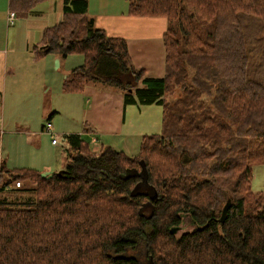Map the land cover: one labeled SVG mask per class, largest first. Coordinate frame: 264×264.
I'll use <instances>...</instances> for the list:
<instances>
[{"label":"trees","instance_id":"trees-1","mask_svg":"<svg viewBox=\"0 0 264 264\" xmlns=\"http://www.w3.org/2000/svg\"><path fill=\"white\" fill-rule=\"evenodd\" d=\"M44 1L8 9L26 17ZM127 2L128 16L166 21L163 77L134 67L126 40L95 26L87 0H64L31 56H82L62 92L92 83L124 106L158 105L161 132L142 136L133 157L67 134L62 171H6L16 188L32 183L34 198L0 203V264H143L128 255L139 237L147 264H264V191L251 190L253 166L264 164V86L247 76L238 19L264 29V0ZM184 215L196 228L177 237Z\"/></svg>","mask_w":264,"mask_h":264},{"label":"crops","instance_id":"crops-1","mask_svg":"<svg viewBox=\"0 0 264 264\" xmlns=\"http://www.w3.org/2000/svg\"><path fill=\"white\" fill-rule=\"evenodd\" d=\"M2 1L6 2L5 8H7L8 1ZM63 1L57 0V4H53V6H57L54 11L53 23L45 25V27L52 26L60 20ZM87 2V13L94 19L97 28L102 29L108 36L126 40L129 57L135 68L144 70L147 77H163L165 55L162 38L167 27L165 19L128 16L127 6L123 7V0H87ZM8 14L9 12L6 15L0 13L1 23L8 22ZM42 14V10H34L28 16ZM42 31L33 32L30 36L28 34L23 48L12 47L9 49L8 41L6 47L2 46L4 49L0 47V96L2 93L1 113H3L4 125H6V121H9V118L5 117V101L8 92L10 100L15 101L18 107L30 104V110H32V103L37 106L38 121L36 124H41L40 134H44L45 125L41 123L44 119L54 129L52 122H56L60 115L58 99L62 94L59 93V86L62 85L63 79L69 71L83 62L80 58L73 57L74 55L61 58L53 54H47L37 61L32 60L30 50L39 42ZM19 54H23L21 58L17 57ZM9 57L13 59L11 65H15L16 68L9 66ZM23 58L27 61V67L20 70ZM66 95L67 99L78 96L79 100H75L74 104H84L83 121L79 128L82 133L79 134L82 137L83 135L90 137V141L95 140L94 144H97L96 134L98 132L102 134V138L104 136L109 138L134 136L137 137L139 143L142 136L160 132L162 109L158 105L124 106L121 93L92 83L87 84L82 93H66ZM36 124L29 121L20 123V133L36 136L34 128ZM56 125L58 129V122ZM64 130L62 127L58 134L64 137L68 133ZM10 131L6 134H17ZM70 134H76V132ZM53 136L50 135L51 145L56 146L57 143L52 144ZM94 147L97 150L95 148L93 150L98 151L101 146L95 145ZM65 156H67V151ZM66 164L67 160L65 159L60 171ZM45 168L49 170L47 172H50L49 168Z\"/></svg>","mask_w":264,"mask_h":264},{"label":"rangeland","instance_id":"rangeland-1","mask_svg":"<svg viewBox=\"0 0 264 264\" xmlns=\"http://www.w3.org/2000/svg\"><path fill=\"white\" fill-rule=\"evenodd\" d=\"M123 2L125 3H123V7L128 5L127 0H123ZM55 3L57 4V0H46L37 4L34 10H42L43 14L40 16H14L11 23L0 22V47H6L8 41L9 49L12 47L15 49L23 48L28 34L30 36L33 32L42 31L45 25L53 23L54 11L55 8H57V6H53ZM5 4L6 2L3 3V1L0 0V13H5L6 15V13L10 11L8 6L5 8L7 5ZM238 19L241 22L245 34V44L248 56L247 76L250 80L257 81L264 86V29L261 26L262 24L260 20L256 17L239 14ZM22 55L23 54H19L17 57L21 58ZM73 57L83 60L80 55H74ZM12 61L13 59L9 57V66L16 68L15 65H11ZM26 67L27 61L23 58L21 60L20 70L25 69ZM60 92L62 94L58 99V111L60 112V115L57 119L58 121L56 120V122H52L54 128L52 131L55 130L53 139L57 143L56 146L51 145V137L45 129L43 131L44 134L39 133L41 124H36L38 121L37 106L32 103V110H30V104H23L18 107L15 101L10 100L8 92L5 101L6 108H4L5 117L9 118V121H6L5 119L6 125H4L3 113H1V107L3 105V96L1 93L0 164L4 173L2 175V180L0 179V188L1 184H6L11 190H0V203H12L16 198L19 200L34 198V193L31 190L33 188L32 183L23 179L21 180L22 187L16 188L14 181H8L10 173H7L6 171L11 172L13 170L29 168L35 169L43 175H49L55 172H60L62 163L65 159L67 160L65 154L68 150V144L63 136L58 134V131L63 127V129H65L64 131L68 132L67 134H70L71 132L79 134L81 132L79 128L83 121L82 112L84 104H74L75 100H79L78 96L73 99H67L66 93L61 90V86H59V93ZM176 94L172 95L170 98H174ZM25 121L34 122V125L36 124V126H34L37 133L36 136L20 133V123ZM57 122L58 129L56 125ZM41 123L45 126L50 125L45 119ZM9 130H11L10 132L17 134H6ZM159 131L161 132V127ZM101 135L102 134L99 132L96 134V140L98 139L97 144L91 143V138L86 135H83V138L90 143L91 149H94V146L97 145V147H110L114 151L123 152L128 157H133L138 154L139 140L137 137L120 136L117 138H109L104 136V138H102ZM95 150L97 149L95 148ZM45 167L49 168L50 172H47L49 170ZM251 190L253 193L264 191V164L253 166ZM179 226L181 230L175 234L177 237L196 228V225L192 223V220L188 215L181 217V224ZM135 242V246L128 251V255L137 258L143 264H147V258L145 257L144 251V241L139 237Z\"/></svg>","mask_w":264,"mask_h":264},{"label":"built area","instance_id":"built-area-1","mask_svg":"<svg viewBox=\"0 0 264 264\" xmlns=\"http://www.w3.org/2000/svg\"><path fill=\"white\" fill-rule=\"evenodd\" d=\"M13 19H14V13L9 12V14H8V22L11 23ZM0 125H1V119H0ZM44 129H45V131L47 133H49V135L53 136L52 127L50 125H46ZM94 142H95V140H92L91 141V143H94ZM55 143H56V141L53 139L52 140V144H55ZM15 186L18 187L19 186V183L17 182L15 184Z\"/></svg>","mask_w":264,"mask_h":264},{"label":"water","instance_id":"water-1","mask_svg":"<svg viewBox=\"0 0 264 264\" xmlns=\"http://www.w3.org/2000/svg\"><path fill=\"white\" fill-rule=\"evenodd\" d=\"M220 222H223V219H221ZM192 223L195 224L193 221H192ZM180 230H181L180 226H178V227H174V228H172V229L170 230V233L173 234V235H175V234H176L178 231H180Z\"/></svg>","mask_w":264,"mask_h":264}]
</instances>
